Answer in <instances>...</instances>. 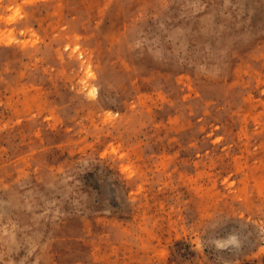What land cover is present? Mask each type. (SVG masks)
<instances>
[{"label":"rangeland","instance_id":"1","mask_svg":"<svg viewBox=\"0 0 264 264\" xmlns=\"http://www.w3.org/2000/svg\"><path fill=\"white\" fill-rule=\"evenodd\" d=\"M0 264H264V0H0Z\"/></svg>","mask_w":264,"mask_h":264}]
</instances>
